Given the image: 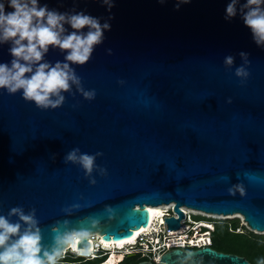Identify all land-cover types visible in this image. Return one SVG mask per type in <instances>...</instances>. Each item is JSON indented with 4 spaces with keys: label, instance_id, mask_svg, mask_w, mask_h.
I'll return each mask as SVG.
<instances>
[{
    "label": "water",
    "instance_id": "obj_1",
    "mask_svg": "<svg viewBox=\"0 0 264 264\" xmlns=\"http://www.w3.org/2000/svg\"><path fill=\"white\" fill-rule=\"evenodd\" d=\"M42 3L109 15L95 0ZM174 3L115 0L103 44L76 66L82 86L96 91L92 101L73 87L61 107L40 110L0 91V215L34 209L43 247L57 232L78 236V250L91 249L92 234L122 244L149 226V207L171 204L179 217L165 219L171 230L186 208L240 215L264 233V49L239 18L223 19L227 0H192L178 11ZM7 49L0 45V62L11 59ZM241 51L250 61L243 83L234 74ZM45 59L63 56L50 48ZM74 148L101 154L90 176L65 162ZM159 264L251 263L211 247L173 249Z\"/></svg>",
    "mask_w": 264,
    "mask_h": 264
},
{
    "label": "clouds",
    "instance_id": "obj_2",
    "mask_svg": "<svg viewBox=\"0 0 264 264\" xmlns=\"http://www.w3.org/2000/svg\"><path fill=\"white\" fill-rule=\"evenodd\" d=\"M109 13L107 17H96L85 10L61 11L51 8L42 0H0V45H8V62H0V91L9 95L19 92L26 102H32L40 110H55L65 102V93L71 94L73 87L85 100L92 101L95 89H85L76 66L86 65L95 49L105 40V32L111 30V10L115 0H95ZM161 6L168 0H156ZM192 0H175V10ZM239 18L249 30L253 43L264 49V0H227L223 19L231 22ZM58 49L62 60L51 62L45 59L49 50ZM111 55L112 50L106 49ZM243 63L235 68V76L243 83L249 76L247 52H239ZM234 57L227 55L223 63L231 68ZM231 103V98L228 100ZM96 153H80L72 149L65 156V162L79 164L90 176L96 166ZM101 174L105 173L100 169ZM95 183V180H91ZM237 187L244 194L242 186ZM231 194H235L229 188ZM17 217L12 222L10 217ZM22 224L24 225L22 227ZM73 234L57 232L50 248L41 244V236L35 210L25 213L23 207L9 209L7 216L0 215V264H59ZM264 264V257L256 260Z\"/></svg>",
    "mask_w": 264,
    "mask_h": 264
},
{
    "label": "built area",
    "instance_id": "obj_3",
    "mask_svg": "<svg viewBox=\"0 0 264 264\" xmlns=\"http://www.w3.org/2000/svg\"><path fill=\"white\" fill-rule=\"evenodd\" d=\"M162 209L164 210L163 215L159 219H152L138 239L134 243H126L123 249L109 248L104 245L106 241L100 235L92 234L88 236L92 244L91 249L74 250L70 245L63 256H75L84 259V261L103 259L101 264L113 259L114 264H119L125 256L139 254L142 257L147 256L151 261L159 264L161 257L173 249L190 251L212 247L215 226L219 221H223L221 216L206 215L192 209L181 208L186 217L181 222L180 229L171 230L166 226L165 219L167 217L179 218L173 210L174 204L162 206ZM194 216L201 217V219L195 220L193 219ZM237 232L243 233L244 231L238 228Z\"/></svg>",
    "mask_w": 264,
    "mask_h": 264
},
{
    "label": "trees",
    "instance_id": "obj_4",
    "mask_svg": "<svg viewBox=\"0 0 264 264\" xmlns=\"http://www.w3.org/2000/svg\"><path fill=\"white\" fill-rule=\"evenodd\" d=\"M240 228V221L235 219L233 221H219L215 226L213 234L212 248L218 252L226 254H237L245 257L251 264H256V260L264 257V235L254 234L245 230L243 233L237 232ZM69 256L68 260L59 262V264H77L82 262V258ZM146 260H151L149 257H142L139 254L127 255L119 264H139ZM102 260H95V264H101Z\"/></svg>",
    "mask_w": 264,
    "mask_h": 264
},
{
    "label": "bare ground",
    "instance_id": "obj_5",
    "mask_svg": "<svg viewBox=\"0 0 264 264\" xmlns=\"http://www.w3.org/2000/svg\"><path fill=\"white\" fill-rule=\"evenodd\" d=\"M149 209H151L152 210V214H151V220H150V222L152 221V219H155V218H160L162 215H163V209H167V208H163L162 209V207H149ZM207 215V214H206ZM143 233V230H141L140 231V233H138L134 238H132V239H130V240H124L123 242H122V244H118V242H111V243H107L106 242V244H104L105 246H108L109 248H119V249H123L124 248V246L126 245V243H134L137 239H138V237L141 235ZM260 233V232H259ZM78 242H79V238H78V236H76V237H74L73 239H72V242H71V246H72V248L74 249V250H78V248H77V244H78ZM105 264H114V260L113 259H111L109 262H107V263H105Z\"/></svg>",
    "mask_w": 264,
    "mask_h": 264
},
{
    "label": "rangeland",
    "instance_id": "obj_6",
    "mask_svg": "<svg viewBox=\"0 0 264 264\" xmlns=\"http://www.w3.org/2000/svg\"><path fill=\"white\" fill-rule=\"evenodd\" d=\"M220 218H223V220H227V221H233V220H235V219H238V220L240 221V228L243 227V228H245V230H247V231H249V232H252L251 230H248L247 226H245L246 224H245V222H244V219H243V217L240 216V215H233V216H230V217H223V216H221ZM193 219H195V220H199V219H201V217L194 216ZM253 233H254V234L256 233V234H258V235H264V233H259V232H257V231H255V232H253ZM68 258H69L68 256H63V257L59 260V262L66 261V260H68ZM78 260H79V259H78ZM95 263H96V262H94V261H84V259H82V262L77 263V264H95Z\"/></svg>",
    "mask_w": 264,
    "mask_h": 264
}]
</instances>
